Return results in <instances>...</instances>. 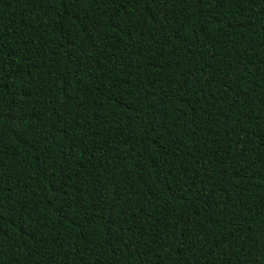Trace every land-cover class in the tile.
Here are the masks:
<instances>
[{
	"label": "trees",
	"instance_id": "1",
	"mask_svg": "<svg viewBox=\"0 0 264 264\" xmlns=\"http://www.w3.org/2000/svg\"><path fill=\"white\" fill-rule=\"evenodd\" d=\"M0 264H264V0H0Z\"/></svg>",
	"mask_w": 264,
	"mask_h": 264
}]
</instances>
